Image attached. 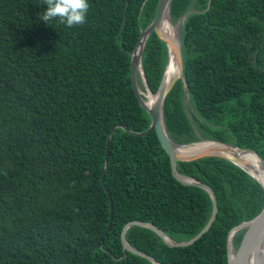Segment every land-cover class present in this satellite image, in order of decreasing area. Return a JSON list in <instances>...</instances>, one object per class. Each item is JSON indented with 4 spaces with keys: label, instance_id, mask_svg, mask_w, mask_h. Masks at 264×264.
I'll list each match as a JSON object with an SVG mask.
<instances>
[{
    "label": "trees",
    "instance_id": "1",
    "mask_svg": "<svg viewBox=\"0 0 264 264\" xmlns=\"http://www.w3.org/2000/svg\"><path fill=\"white\" fill-rule=\"evenodd\" d=\"M159 0H89L86 23L46 24L43 0H0V264H154L125 250L132 220L177 241L209 222L213 200L173 175L170 156L131 79L132 53ZM173 0L181 26L183 73L168 94L170 137L255 149L264 158V0ZM169 58L154 31L143 68L157 92ZM141 83V80H139ZM142 84V83H141ZM113 133L106 185L107 143ZM183 174L213 188L218 215L189 246H170L132 226L127 240L162 264H228V234L264 208V187L221 156L178 161ZM246 229L234 239L238 248Z\"/></svg>",
    "mask_w": 264,
    "mask_h": 264
},
{
    "label": "water",
    "instance_id": "2",
    "mask_svg": "<svg viewBox=\"0 0 264 264\" xmlns=\"http://www.w3.org/2000/svg\"><path fill=\"white\" fill-rule=\"evenodd\" d=\"M172 1L173 0H159L158 1V6H157L155 17L153 21L150 23V25L141 32L139 41L136 45L134 52L132 53L131 79H132L133 87L140 101V104L149 112L151 116V124L148 130L144 132H138L135 134L144 136V135L149 134L153 130H155L159 136V139L163 147L165 148V150L170 156L173 175L176 177L178 181H180L181 183L185 185H194V186H199V187L204 188L212 197L213 211H212L211 218L209 222L207 223V225L196 236L186 241H177L171 238L157 225L150 223V222H145V221H140V220H132L128 222L125 225L123 232H122V241H123L125 250L130 251L136 255L143 256L149 259L154 264H162V263L159 260H157L154 256L150 255L149 253L135 248L127 240V237H126L127 231L132 226L138 225V226L147 227V228L154 230L170 246H189L195 243L197 240H199L207 231L210 230L211 226L213 225L218 215V210H219L218 199H217V195L215 191L213 190V188L209 186L208 184L196 178L187 176L183 174L182 172H180L177 166L178 161H193L196 159H200L204 156H210V155L221 156L237 164L238 166L242 167L249 174H251L254 178H256L264 187V183L254 173H252L250 170H248L243 165L242 158L235 156L234 154L228 153L224 155V154H219V153H201V154L184 155L178 151V148L182 146H190V145L203 142V141H214L222 145H225L226 149L236 148V149L241 150L243 154L248 153V152L255 154L259 160L260 166L264 170V158H262L255 149L246 148V147L244 148V147H240V146H237L231 143L221 142L218 140H211V139H206V138H202L200 141L190 143V144H180V143L175 142L169 135L167 124L165 121V116H164V104H165V100L168 94L173 89V87L175 86L176 82L179 79H182L185 83V88L186 89L188 88V85L186 83V79L183 73L184 63H183L181 26L185 22L187 17L193 12L192 10L188 11L175 23L172 20V15H171ZM211 2L212 0H209L207 9L210 8ZM164 19L170 20V22L173 23L175 26V32H176L177 42H178L175 48L171 46V44L169 43V40L165 36H163L161 32V25ZM154 31L159 35V37L163 41L167 43L168 52H169V58H168L167 66L165 69V73L163 75L160 86L157 92L155 93L152 92V90L150 89V86L147 82V77H146V74L143 68V54H144L145 45H146L148 38ZM173 57L177 59L178 70L175 74H173L169 78L168 68H169L171 59ZM139 80H141L142 84L140 83ZM144 91L151 93V95L155 96V100L153 101V103L150 102L148 96L144 94ZM118 127H123L129 132H133L128 127L122 124H116L112 128L109 134L108 143H107L106 167H105V170L102 176V182L109 195H110V191L106 185V175L108 172V160H109V154H110L111 139H112L114 131ZM110 202H111V218H110V222L108 226L106 227L104 232L101 234L97 242L94 244V246L87 252V254H85V256L77 264H80L91 252H93V250H95V248L101 242H103L104 236L109 232L111 225H112L113 217H114L113 216L114 206H113V201L111 199V196H110ZM244 229H246V231L241 241V244L238 248H236L234 245L235 236L239 231L244 230ZM228 264H264V208L253 219L242 222L241 224L233 227L231 231L229 232L228 234Z\"/></svg>",
    "mask_w": 264,
    "mask_h": 264
},
{
    "label": "bare ground",
    "instance_id": "3",
    "mask_svg": "<svg viewBox=\"0 0 264 264\" xmlns=\"http://www.w3.org/2000/svg\"><path fill=\"white\" fill-rule=\"evenodd\" d=\"M161 32L163 36L169 40L171 46L175 48L178 42L174 24L171 23L170 20L164 19L161 25ZM177 70V59L173 57L168 68L169 78L175 74ZM144 94H146L150 102L153 103L155 96L146 91H144ZM178 151L184 155L201 153L234 154L235 156L241 157L243 165L264 183V170L260 166L257 156L253 153L248 152L243 154L241 150L236 148L226 149L225 145L214 141H203L190 146H182L178 148Z\"/></svg>",
    "mask_w": 264,
    "mask_h": 264
},
{
    "label": "clouds",
    "instance_id": "4",
    "mask_svg": "<svg viewBox=\"0 0 264 264\" xmlns=\"http://www.w3.org/2000/svg\"><path fill=\"white\" fill-rule=\"evenodd\" d=\"M42 5H47L45 11L39 14V20L46 24L59 20L68 27L86 23L89 11V0H43Z\"/></svg>",
    "mask_w": 264,
    "mask_h": 264
}]
</instances>
